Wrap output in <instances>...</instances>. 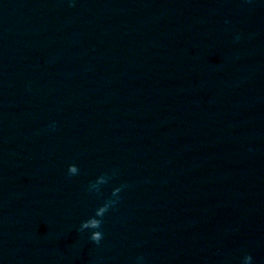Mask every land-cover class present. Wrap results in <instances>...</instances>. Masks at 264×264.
<instances>
[{
    "label": "clouds",
    "instance_id": "1",
    "mask_svg": "<svg viewBox=\"0 0 264 264\" xmlns=\"http://www.w3.org/2000/svg\"><path fill=\"white\" fill-rule=\"evenodd\" d=\"M247 2H250V0H247ZM69 7H74V3L72 2V0H70ZM225 23H227V21H225ZM239 39L240 36L239 34H237L235 37V41H239ZM48 127L52 131H55L56 122L53 121ZM249 151H252V149L249 148ZM78 173H79V168L76 164L68 165L67 175L69 177L75 176ZM117 174H118V170H112L111 173L108 172L101 173L94 180H90L88 182L86 189L87 192L90 194H94L98 197L103 196V193L101 191V186L108 184L110 180L114 179L117 176ZM127 187L128 185L124 183H121L118 186L114 187L109 197L105 198L104 202L95 209L94 214L80 223L77 232L83 234L85 230H91L89 240L93 244L99 245L101 240L104 238V233L102 231V225L104 222L103 218L109 212V210H113V211L116 210V205L121 200L120 193ZM241 257H243L246 264H252L253 257L251 256V254L244 252L241 255ZM136 259H137V264H143L142 256L137 257Z\"/></svg>",
    "mask_w": 264,
    "mask_h": 264
}]
</instances>
